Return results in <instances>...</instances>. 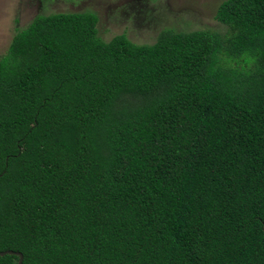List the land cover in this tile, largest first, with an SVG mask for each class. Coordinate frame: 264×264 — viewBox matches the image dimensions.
Returning <instances> with one entry per match:
<instances>
[{"label":"trees","instance_id":"16d2710c","mask_svg":"<svg viewBox=\"0 0 264 264\" xmlns=\"http://www.w3.org/2000/svg\"><path fill=\"white\" fill-rule=\"evenodd\" d=\"M102 41L36 15L0 56V251L21 264H263L264 0ZM4 255L0 264H16Z\"/></svg>","mask_w":264,"mask_h":264},{"label":"rangeland","instance_id":"374dc122","mask_svg":"<svg viewBox=\"0 0 264 264\" xmlns=\"http://www.w3.org/2000/svg\"><path fill=\"white\" fill-rule=\"evenodd\" d=\"M223 0H0V56L15 30L36 15L89 12L97 17L98 37L106 42L124 34L133 44H152L158 32L225 28L214 21Z\"/></svg>","mask_w":264,"mask_h":264},{"label":"water","instance_id":"95a60500","mask_svg":"<svg viewBox=\"0 0 264 264\" xmlns=\"http://www.w3.org/2000/svg\"><path fill=\"white\" fill-rule=\"evenodd\" d=\"M4 255H11V256L17 257L16 264H21L22 256L19 252H14V251H9V250L0 251V257ZM263 264H264V260H263Z\"/></svg>","mask_w":264,"mask_h":264}]
</instances>
